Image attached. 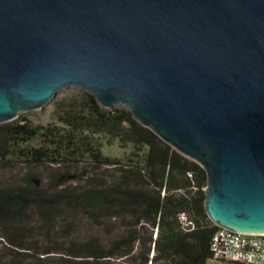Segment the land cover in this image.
Returning <instances> with one entry per match:
<instances>
[{
	"label": "water",
	"instance_id": "95a60500",
	"mask_svg": "<svg viewBox=\"0 0 264 264\" xmlns=\"http://www.w3.org/2000/svg\"><path fill=\"white\" fill-rule=\"evenodd\" d=\"M69 88L200 164L214 224L264 232V0H0V123Z\"/></svg>",
	"mask_w": 264,
	"mask_h": 264
},
{
	"label": "trees",
	"instance_id": "16d2710c",
	"mask_svg": "<svg viewBox=\"0 0 264 264\" xmlns=\"http://www.w3.org/2000/svg\"><path fill=\"white\" fill-rule=\"evenodd\" d=\"M56 115L60 125L18 118L0 124V163L8 167L20 161L29 168L86 164L79 174L85 184L58 188L27 172L20 183L0 185V237L7 243L0 250V264H207L212 260L211 239L220 227L205 209L207 174L200 164L142 125L128 108H104L85 91ZM37 139L39 144L33 145ZM105 140L108 144L116 140L128 149L126 158L105 155ZM100 170L106 178L98 177ZM51 175L56 180L55 173ZM65 211L80 212L99 225L114 219L123 234L106 244L92 236L56 247L26 245L35 229L27 226L33 215L47 234Z\"/></svg>",
	"mask_w": 264,
	"mask_h": 264
},
{
	"label": "rangeland",
	"instance_id": "374dc122",
	"mask_svg": "<svg viewBox=\"0 0 264 264\" xmlns=\"http://www.w3.org/2000/svg\"><path fill=\"white\" fill-rule=\"evenodd\" d=\"M81 91L82 90L79 88H69L61 91L47 105L39 109L22 112L17 118L25 119L29 122L44 126L53 124L60 125L57 120V111L61 106L65 107L70 99L79 97ZM32 144L38 145L39 139L33 141ZM128 152L129 150L121 148L116 140H114L112 144L106 142L103 147V153L105 155L119 160H124ZM68 166L70 165H51L29 168L23 162L19 161L16 164H12V166L5 167L3 163H0V185H13L20 183L25 178L27 172H34L43 184L47 185L51 182L52 185H55L58 188L75 184L84 185L86 179L84 177L79 179V174L86 164H79L69 168ZM52 173H55L56 180L53 179V176L51 175ZM104 175L105 172L100 170L98 177L102 179L106 178ZM27 226L35 228L31 236L26 240V245L32 247L36 244H46L50 247H56L61 243L67 244L70 240H87L92 236L98 237L102 243L106 244L115 236L123 234V229L118 226V223L114 219H104L102 224L99 225L93 223L86 215L74 211H65L60 215L54 222V229L47 234L40 230L41 222L35 215H33L31 221L27 223ZM4 245H7V243L5 242V239L0 237L1 251ZM51 255L56 254L51 253Z\"/></svg>",
	"mask_w": 264,
	"mask_h": 264
},
{
	"label": "built area",
	"instance_id": "2783aa9c",
	"mask_svg": "<svg viewBox=\"0 0 264 264\" xmlns=\"http://www.w3.org/2000/svg\"><path fill=\"white\" fill-rule=\"evenodd\" d=\"M210 251L212 260L227 264H264V233L220 227L212 236Z\"/></svg>",
	"mask_w": 264,
	"mask_h": 264
},
{
	"label": "crops",
	"instance_id": "0c3cea01",
	"mask_svg": "<svg viewBox=\"0 0 264 264\" xmlns=\"http://www.w3.org/2000/svg\"><path fill=\"white\" fill-rule=\"evenodd\" d=\"M227 264V263H223V262H219V261H215V260H209L208 262H207V264Z\"/></svg>",
	"mask_w": 264,
	"mask_h": 264
},
{
	"label": "bare ground",
	"instance_id": "6f19581e",
	"mask_svg": "<svg viewBox=\"0 0 264 264\" xmlns=\"http://www.w3.org/2000/svg\"><path fill=\"white\" fill-rule=\"evenodd\" d=\"M264 233V232H263Z\"/></svg>",
	"mask_w": 264,
	"mask_h": 264
}]
</instances>
